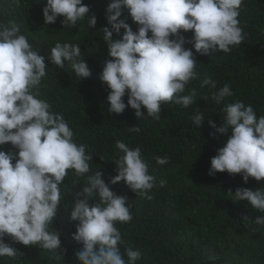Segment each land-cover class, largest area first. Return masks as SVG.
<instances>
[{
  "label": "clouds",
  "instance_id": "obj_1",
  "mask_svg": "<svg viewBox=\"0 0 264 264\" xmlns=\"http://www.w3.org/2000/svg\"><path fill=\"white\" fill-rule=\"evenodd\" d=\"M13 3L19 6L21 0ZM241 4L242 0H111L106 9L111 30L107 26L102 29L108 54L102 59L105 63L100 75L110 89L109 112L120 114L130 106L137 119L146 114L158 120L161 104L193 105L195 89L180 95L196 76V56L185 44L191 43L200 55L230 52L245 40L238 20ZM123 8L139 25L137 31L119 19ZM89 11L82 0H47L44 23L52 24L63 17V27L73 28L87 18L94 27L97 18L89 16ZM121 29L122 38H114L113 32ZM189 30L190 40L182 34ZM80 55L78 44L60 42L50 54L41 55L20 34L17 24L0 22V146L10 142L18 150L0 147V257L17 253L5 242L6 236L26 246H39L56 254L57 259L64 251L60 233L49 231L61 199L58 186L68 169L76 176L88 173L92 156L86 153V145L74 142V133L63 115L50 111L51 105L39 98V85L46 76V59L58 68H64L68 61L80 79L89 77L91 70ZM207 85L216 87L210 78L200 87ZM232 95L230 85L225 84L211 98L219 104ZM223 110V124L217 127L211 119L208 123L215 133L230 135L211 158L208 174L226 171L241 174L245 183L249 178L264 181V116L257 118L253 107L239 100L226 104ZM204 119L197 108L193 123L199 127ZM129 131L139 133L140 128L129 127ZM115 147L122 153L114 161L118 174L108 183L101 171L88 175L71 209V219L78 221L72 236L82 245L75 254L79 264H136L141 257L139 251L128 249L125 260L118 247L123 240L114 225L117 221L127 223L132 216L126 206L128 198L117 195L109 185L123 181L136 195L151 199L155 177L149 174L139 147L130 148L123 141H116ZM155 160L160 165L168 163L167 157L157 156ZM165 183L160 181V186ZM233 193V201H247L251 208L264 213V189L238 187ZM93 196L99 200L90 204ZM255 223L264 225V216H257Z\"/></svg>",
  "mask_w": 264,
  "mask_h": 264
},
{
  "label": "trees",
  "instance_id": "obj_2",
  "mask_svg": "<svg viewBox=\"0 0 264 264\" xmlns=\"http://www.w3.org/2000/svg\"><path fill=\"white\" fill-rule=\"evenodd\" d=\"M110 2L82 0L90 9L88 15H95L97 23L90 27L86 18L68 28L61 23L63 17L52 24L44 23L47 0H21L19 6L13 0H0V22L17 24L20 34L26 36L39 54L47 56L57 42L80 46L79 59L87 62L91 75L80 79L68 61L64 68H58L46 59V76L39 85V98L51 105L50 111L63 115L74 133V142L86 145V153L92 156L88 173L76 176L73 169H68L58 186L61 199L49 231L60 233L64 249L61 258L39 246H26L6 236L5 242L17 253L14 257H0V264H79L75 254L82 245L72 236L78 221L71 219V209L88 175L101 171L108 183L118 174L114 161L122 153L115 147L116 141H123L133 149L139 147L149 165V174L155 177V186L149 192L151 199L136 195L123 181L109 185L117 195L128 198L126 206L132 216L129 222L117 221L114 225L121 233L123 243L118 247L125 260L126 250L131 249L141 253L136 264H264V225L255 223L256 217L264 213L251 208L247 201L232 200L238 187L264 189V181L249 178L245 183L241 174L226 171L208 174L211 158L230 135L215 133L209 119L219 127L224 123L225 105L237 100L251 105L257 118L264 116V0H242L238 20L245 40L230 52L210 51L208 55H200L191 43L185 44L196 56V76L180 95L195 89V102L187 108L174 102L161 104L158 120L146 114L137 119L130 106L120 114L108 110L110 89L100 75L105 63L102 59L108 54L102 29L107 26L111 30L106 19ZM119 19H125L133 31L138 30L139 25L127 8L122 9ZM123 32L124 29L113 32L114 38H122ZM182 34L188 40L192 38V30ZM207 78L215 82V88L200 87ZM225 84L230 85L233 95L217 104L211 98L212 93ZM123 99L127 104V95ZM197 108L205 117L199 127L192 121ZM141 110L146 112L143 107ZM133 126L140 128L139 133L129 131ZM0 147L18 151L10 142ZM157 156L167 157L168 163L157 164ZM162 180L166 181L163 187ZM98 200V196H93L89 203Z\"/></svg>",
  "mask_w": 264,
  "mask_h": 264
}]
</instances>
